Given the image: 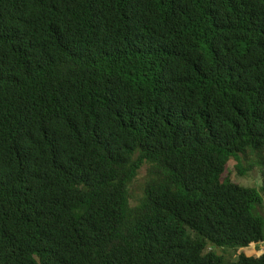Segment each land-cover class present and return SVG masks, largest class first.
Here are the masks:
<instances>
[{
    "label": "trees",
    "instance_id": "16d2710c",
    "mask_svg": "<svg viewBox=\"0 0 264 264\" xmlns=\"http://www.w3.org/2000/svg\"><path fill=\"white\" fill-rule=\"evenodd\" d=\"M250 154L264 0H0V264H264Z\"/></svg>",
    "mask_w": 264,
    "mask_h": 264
},
{
    "label": "rangeland",
    "instance_id": "374dc122",
    "mask_svg": "<svg viewBox=\"0 0 264 264\" xmlns=\"http://www.w3.org/2000/svg\"><path fill=\"white\" fill-rule=\"evenodd\" d=\"M238 161H240L241 163ZM242 163H244V165H246V167L249 169L247 172L243 171L244 168ZM228 169V172L234 179V181L241 185L257 188L262 185L264 167H262L258 159L255 156H252L251 154L249 159H246V157L243 155L240 157L239 160L232 159L229 163ZM241 171H243V173ZM144 172L145 171H142V173L138 176L137 180L130 186L132 194L130 201L132 205L137 204L138 200L142 196L141 184L144 182ZM261 196L263 199V205L260 208L259 213L264 217V194H261ZM242 251L246 252V254L249 256H260L264 253V242L254 243L245 249L239 248V252L235 251L234 249H227L224 252L220 249L217 250V252L224 254L226 256V259L230 260H235L237 254L241 253Z\"/></svg>",
    "mask_w": 264,
    "mask_h": 264
}]
</instances>
